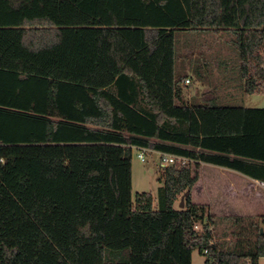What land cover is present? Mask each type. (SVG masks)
<instances>
[{
    "label": "trees",
    "instance_id": "obj_1",
    "mask_svg": "<svg viewBox=\"0 0 264 264\" xmlns=\"http://www.w3.org/2000/svg\"><path fill=\"white\" fill-rule=\"evenodd\" d=\"M179 31L233 35L264 93V0H0V264H259L261 219L222 249L192 189L203 164L264 183V108L188 97ZM134 148L191 159L160 166L158 208L132 197Z\"/></svg>",
    "mask_w": 264,
    "mask_h": 264
},
{
    "label": "rangeland",
    "instance_id": "obj_2",
    "mask_svg": "<svg viewBox=\"0 0 264 264\" xmlns=\"http://www.w3.org/2000/svg\"><path fill=\"white\" fill-rule=\"evenodd\" d=\"M176 43V73L177 75L188 73L193 78L189 83L190 88L186 91L188 97L191 93L200 95L205 91L213 90L218 96V104L264 108V93L249 95L244 91V83L240 74V55L233 35L224 31H179ZM105 45L107 46V44ZM108 45L110 44L108 43ZM21 50V47H15L10 55V60L21 58ZM93 51L94 54L98 53L99 58L105 56V51L98 47H95ZM98 65L96 66L99 69ZM98 69L92 70L95 76L101 72H98ZM198 70L200 75L197 74ZM139 153V149H133L132 197L135 199L138 193H151L154 198V206L158 208L160 189L163 187L158 156L155 151L148 150L145 153L146 162H142L138 157ZM221 169L219 166L207 164L204 176L208 181L213 180L214 185L209 183L207 194L202 193L201 187L204 186L201 181L202 176L200 182L192 189V198L194 202L207 204L210 207L211 215L214 218L213 239L229 248L235 239L232 223L235 216L259 217L261 228L264 230V184H256L258 190H261L259 194L254 192L249 198L231 197L227 199L223 196V191L220 188L222 186L216 182ZM202 172L201 169L200 174ZM175 207L181 208L179 200L175 202ZM259 262V264H264V257L260 258ZM192 264H205V256L197 249L193 252Z\"/></svg>",
    "mask_w": 264,
    "mask_h": 264
},
{
    "label": "crops",
    "instance_id": "obj_3",
    "mask_svg": "<svg viewBox=\"0 0 264 264\" xmlns=\"http://www.w3.org/2000/svg\"><path fill=\"white\" fill-rule=\"evenodd\" d=\"M193 94L191 93V96ZM207 166V164H203L201 169H202V174H200V178L198 180L197 183L200 182L201 177L202 178V182L204 184L201 190L202 193H206V190L208 189L207 186L208 184L212 183L214 185L213 180L212 181H208L207 177L204 176V170L205 167ZM220 167V166H219ZM221 171L219 172V176L216 179V182L222 186L220 187L223 191V196L226 197L227 199H230L231 197L233 198H249L251 196L252 193H256L259 194L261 193V190H258V187L256 186V184H264L258 180L249 178L239 172H236L234 170L231 169H227L224 167H221ZM228 172V173H227ZM204 173V174H203ZM196 183V184H197ZM195 184V185H196ZM207 194V193H206ZM260 261V260H259ZM260 263V262H259Z\"/></svg>",
    "mask_w": 264,
    "mask_h": 264
},
{
    "label": "built area",
    "instance_id": "obj_4",
    "mask_svg": "<svg viewBox=\"0 0 264 264\" xmlns=\"http://www.w3.org/2000/svg\"><path fill=\"white\" fill-rule=\"evenodd\" d=\"M190 83V79L186 80V84ZM140 150V153L138 154L139 159L142 162H146V151H148V149L146 148H137ZM157 156H158V164L159 166H167V165H171V164H181V165H187L191 159L189 157H185V156H177V155H172L169 153H163V152H159V151H155ZM226 239V238H225ZM228 240H230V238H228ZM210 243H217L219 244V246L222 247V249H227L226 247H224V245L222 246V244L220 242H217L216 240H211ZM205 252H207L205 250Z\"/></svg>",
    "mask_w": 264,
    "mask_h": 264
},
{
    "label": "water",
    "instance_id": "obj_5",
    "mask_svg": "<svg viewBox=\"0 0 264 264\" xmlns=\"http://www.w3.org/2000/svg\"><path fill=\"white\" fill-rule=\"evenodd\" d=\"M180 207L183 208L184 207V203H183V197L181 198V202H180ZM260 232L263 234L264 230L263 228L260 229Z\"/></svg>",
    "mask_w": 264,
    "mask_h": 264
}]
</instances>
